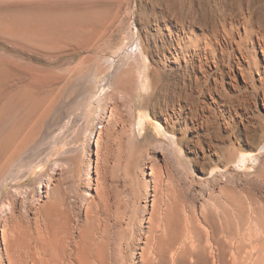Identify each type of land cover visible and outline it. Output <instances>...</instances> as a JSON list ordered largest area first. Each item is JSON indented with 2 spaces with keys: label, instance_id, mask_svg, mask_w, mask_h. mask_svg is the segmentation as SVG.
I'll list each match as a JSON object with an SVG mask.
<instances>
[{
  "label": "bare ground",
  "instance_id": "bare-ground-1",
  "mask_svg": "<svg viewBox=\"0 0 264 264\" xmlns=\"http://www.w3.org/2000/svg\"><path fill=\"white\" fill-rule=\"evenodd\" d=\"M215 3L220 33L210 28L209 33L197 38L191 35L186 42L170 34L161 46L155 42L158 37H153L162 55L170 53L185 63L181 83L171 82L163 71L154 75L134 71L139 68L142 50L137 45L128 53L126 62L106 84L108 101L99 104L96 125L83 146V157L88 155L81 163L84 171L72 167L69 181L62 178L67 164L58 160L48 172L30 180L36 168L33 158H40V149L49 139H56L55 133L74 128L85 112L90 119L96 112L90 95L88 104H78V99L106 71L93 53L103 41L102 34L69 27H62L66 30L61 33L55 23L57 29L26 48L37 59L41 57L42 66L25 62L6 74L0 67V264H264V187L252 185L255 175L221 173L205 181L200 194L194 190L195 166L205 173L216 164L228 165L244 151L242 143L252 145L248 127L243 135L236 125L234 104L245 103L246 96L222 95L226 74L219 71L224 48L230 46L237 53L233 56L236 64L231 54L228 58L233 63L231 70L234 65L239 67L245 87L253 86L255 75L259 84L264 81V0ZM81 53L87 54L72 65ZM198 57L201 59L193 62ZM185 58L192 64L188 66ZM196 71L201 76L191 86L189 80ZM208 80L213 82L210 87ZM136 82L146 91L155 90L151 95L154 104L142 106L173 135H179L176 140L141 141L136 132L138 104L131 101L133 92L137 99L142 96L135 89ZM206 94L211 104H205ZM220 100L229 103L225 110ZM139 117L143 123L144 112ZM255 127L251 134L258 132ZM119 129L120 142L125 139L132 149L141 144L146 147L144 155L137 157L134 173L131 171L135 187L126 195L127 203L109 174L106 155L112 135ZM130 165L126 160V168Z\"/></svg>",
  "mask_w": 264,
  "mask_h": 264
},
{
  "label": "rangeland",
  "instance_id": "rangeland-1",
  "mask_svg": "<svg viewBox=\"0 0 264 264\" xmlns=\"http://www.w3.org/2000/svg\"><path fill=\"white\" fill-rule=\"evenodd\" d=\"M215 6V0H0V67L3 68L5 74L11 72L12 70H16L15 67H19L20 65L23 66L25 62L37 66L43 65L41 57L40 59H37V55L35 53L28 52L26 48L28 45L34 44L33 42H41L46 38L45 35L47 33L50 34L57 29V27H53V24L55 23L58 25L61 33L66 30H61L62 27H69L72 31L82 28L89 33L93 32L92 34H97V32L98 34H102L103 41H101L100 47L95 50L96 52L93 53H95L94 55L96 58L98 57V59H101V65L99 64V66L101 69L106 71H104V73L97 79V83L93 87H90V89L92 88L91 90L88 89L82 97H79L81 99L84 97V101L78 99V104H88L87 100L89 99V95L90 98L92 97L91 103L96 107V112L93 117H91L92 121H90L91 119L88 118L87 112H85V114L77 118L74 128L60 134L57 132L58 135L55 133L56 139H49L48 144L46 143V147L44 148V145L41 148L44 152L40 149L41 152L39 153H42V155L40 154V158H37V156L34 157L36 160L33 158L36 162H34L36 168H34L35 174L31 175L30 180L38 178V176L44 172H48L49 168L54 162H56V160L64 162L68 166L64 169L65 171L62 174L64 181L66 178H68V181L69 179L71 180V171L74 169L78 170V172L81 170V173H83L84 169L83 164L81 163L88 157V155H86L87 157H83V146L89 143L90 136L93 132V126L95 127L96 125L97 118L100 114L99 104H105V101H108L106 99V94L110 91V88L107 87L106 84L109 81V78H112L117 68L124 63L128 53L133 51L137 45L138 48H141L142 55L138 57V59H140L139 68L134 71L144 73L147 72L149 75H154L156 72L163 71L162 73L164 76L169 74L168 78H170L171 82L175 81L181 83L183 72H185L184 69L186 68L185 63H179L178 60L175 59L176 56H171L170 53H163V55H166L165 58L162 53L157 50L156 43L161 46L162 42L165 41V38L170 36V34H174V37L177 36L178 39L186 42L188 37L191 35L194 38H197V36L199 37L201 34L209 33L211 30L210 28H216L220 33V19L217 18L216 13L218 11ZM187 11H190V14ZM238 12L239 11L237 10V17L240 16ZM39 25L42 27H39ZM204 26L207 30L200 28ZM239 34L240 37H243V28L239 30ZM222 36L225 37L224 35ZM153 37H158L155 40V42L157 41L156 43L153 41ZM235 39L240 41L239 37H235ZM99 49L101 50L100 52H98ZM224 49V63L221 67L222 71H219L226 74L223 85H221V87H223L222 95L227 98L237 97L238 99H242L243 96H246L245 103L234 104L237 105V108L235 109H237L236 112L238 115L236 117V125H238L237 128H239L237 129L238 132H242L241 134L243 135L249 131L248 135H251L253 138L250 140L252 145L244 142L248 145L245 146L242 143L244 151L236 154L232 162L228 165L222 166L216 164L205 173H203L204 171L200 170V168L195 166L194 171L197 177V183L195 187L196 189L194 188V190H196L199 194V191L203 189L205 181L211 180L221 173L226 174V172L228 173L231 171H235L238 175H247L246 173H251L252 176L255 175L253 177L254 179L252 178V185H254V187H260V185L264 187V181H262L264 174L263 176L261 175V173H264V81L262 82V85L259 84L257 80L258 76L255 75V82L253 86L250 84L249 87L247 85L245 87L242 82V77L239 75V67L234 65L233 70H231L230 66L233 63L236 64V60L233 56L237 57V53L233 51L230 46L225 47ZM85 54L87 53L79 54L75 63L72 65L75 66L80 58ZM229 54L232 56L233 63L231 62V59L228 58ZM185 59L188 66L192 64V60H190V58ZM199 59H201V57L196 59L193 58V62H196ZM109 66L110 68L107 70ZM156 67L158 69H156ZM187 69H189V67ZM229 70L231 71V74H227ZM136 72H134L135 78L138 75ZM200 76L201 75L198 74V71H196L195 74L192 73L189 84L194 86L195 77ZM233 76L236 77V82H234ZM212 83L213 82L211 80H208L207 85L210 87L212 86ZM87 84L89 85V82H87ZM233 85H236V87H233ZM136 86V91L138 88L142 96L137 99L136 94L133 92L131 95V101L134 102L135 100V103L138 104L136 111V132L141 135H139L141 141H144L147 138H158L168 143H170L169 141L171 138L176 140L179 135H173L170 130H167L163 121L156 119L153 116L152 111L147 109L144 110L142 106V104H154L153 98L155 92L153 93V91L155 90L151 89L152 91H146L143 89L142 85L139 86L137 82ZM192 90L193 92L195 91L194 89ZM152 94L154 95L151 96ZM193 95L195 97L198 96L196 91ZM239 96L242 97L239 98ZM214 98L217 97L214 96ZM203 100L205 104H211L212 102L208 94L204 96ZM120 104H125V102L120 101ZM220 104H222L223 110H225L227 105H224L229 103L226 100H220ZM140 112H144L145 115V117H143V123L139 117ZM240 117L242 120H240ZM249 123L252 124V127L256 126L255 128H257V133L254 132L255 134H251L252 127ZM244 124L246 125L243 128ZM246 126L248 127V131ZM245 128L246 130H244ZM120 131L121 130L119 129L116 134H113L114 136L112 135L113 139L108 145L106 155L109 161V174L114 180H116L114 184L119 187L118 190L120 191L121 196L126 199V202L128 199V197L125 198L126 195H129L131 189L135 187L134 181L131 182L130 178L134 176L132 174L136 168L135 164L138 159L137 157L144 155L143 152L146 150V147L144 148V144H141L140 146L132 149L131 146L127 145L125 139H122L120 142ZM79 132L81 133L79 134ZM189 135L192 136L193 133H189ZM261 138L263 142L261 141ZM93 140L94 139H92V145L90 146L92 147V151L95 150ZM260 141L262 143H260ZM257 145L261 146H258L257 148ZM140 152H142V154ZM186 155L191 158V155H188V153H186ZM91 156L94 159L93 153ZM126 160L127 164L129 161L131 164L128 168L125 166ZM73 164H75V166ZM258 166H262V168L260 167L259 169ZM174 171L177 172L175 169ZM256 176L259 177L257 178ZM253 182L255 183L253 184ZM64 184H68V182L66 181ZM262 186L260 188H263ZM262 193H264V190H262ZM123 202L124 200L121 203ZM128 206L130 207V205ZM126 233L127 232L124 234Z\"/></svg>",
  "mask_w": 264,
  "mask_h": 264
}]
</instances>
